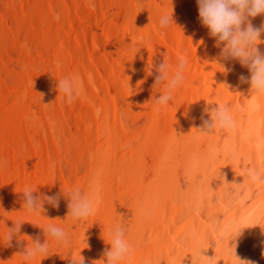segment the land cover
<instances>
[{
    "label": "bare ground",
    "instance_id": "obj_1",
    "mask_svg": "<svg viewBox=\"0 0 264 264\" xmlns=\"http://www.w3.org/2000/svg\"><path fill=\"white\" fill-rule=\"evenodd\" d=\"M165 14L174 23L161 29ZM215 44L197 0H0V264H71L79 253L93 264L117 224L133 249L121 264H264V96L239 82L250 76L239 61H222L232 69L222 72ZM181 58L174 102L155 105V66L165 59L171 75ZM68 74L86 87L72 104L57 90ZM217 102L235 127L200 134ZM96 173L97 211L67 217L63 192L89 191ZM26 187L59 194V207L26 212ZM14 221L24 240L8 247ZM49 224L68 232V247L44 234ZM37 237L48 255L25 262L17 254Z\"/></svg>",
    "mask_w": 264,
    "mask_h": 264
},
{
    "label": "clouds",
    "instance_id": "obj_2",
    "mask_svg": "<svg viewBox=\"0 0 264 264\" xmlns=\"http://www.w3.org/2000/svg\"><path fill=\"white\" fill-rule=\"evenodd\" d=\"M199 20L201 24L209 30V35L216 38V47L221 48L219 58L214 61L222 69L226 75L232 69L225 67L222 61L237 60L241 66L246 67L250 76H239L241 84H250L251 94L264 96V52L257 45L264 43L261 36H264V22L258 27L251 22L253 18L264 15V0H197ZM94 7V5H91ZM56 19H59L57 14ZM174 23L173 16L167 14L159 18V28H167ZM222 45V47H221ZM27 47V45H25ZM187 59L178 60L174 69H171L169 63L164 59L163 62L155 66L158 73L155 77L154 88L163 87V91L158 97L154 98L157 106H166L174 102V91L182 86L184 82V72L187 67ZM149 75L152 74V66L148 69ZM88 81L92 82L93 76L88 73ZM58 95L68 104L74 103L76 100L86 98V87L84 79L79 74H68L57 80ZM226 85V84H225ZM229 89V86L226 85ZM50 104V103H49ZM212 104V103H211ZM218 107L212 108L210 111V119L201 116L202 125L196 128L200 134H211L216 129L231 130L235 127L236 121L232 115V109L227 103H215ZM48 105V104H45ZM205 113L209 110L206 108ZM99 173L89 182V191L83 192L80 188L63 192L68 198V215L75 221H86L91 215H94L100 204L99 197ZM252 179H256V174L252 173ZM36 189L26 187L23 190V209L28 213L42 215L45 211L44 204L47 203L54 208L59 207L60 196L57 195H34ZM43 216V215H42ZM24 221H14V226L7 228V232L3 237V244L10 247L14 239L19 244L24 240L19 236ZM35 225V224H33ZM47 237H52L58 245L68 247L70 237L68 232L63 228L54 224L41 227ZM238 228L235 238L240 235ZM85 236V235H84ZM110 239L106 242L111 245L109 249H105L103 259L94 261L93 264H121L127 260L133 251L126 237V228L122 224H117L109 231ZM31 243L23 246V250L18 253L25 262H29L37 257L47 256L49 252V244L47 240L41 243L37 237L29 238ZM235 254V244L230 248ZM205 257V256H204ZM208 264H212L213 258L205 257ZM240 264H254L250 260H240L236 257ZM71 264H85V259L79 253V258L72 257ZM145 264H151L150 260H146Z\"/></svg>",
    "mask_w": 264,
    "mask_h": 264
}]
</instances>
